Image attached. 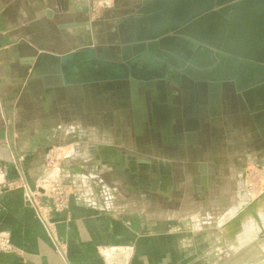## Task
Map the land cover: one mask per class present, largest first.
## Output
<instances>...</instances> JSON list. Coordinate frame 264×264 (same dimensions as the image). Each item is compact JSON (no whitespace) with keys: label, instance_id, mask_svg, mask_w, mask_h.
Wrapping results in <instances>:
<instances>
[{"label":"crops","instance_id":"1","mask_svg":"<svg viewBox=\"0 0 264 264\" xmlns=\"http://www.w3.org/2000/svg\"><path fill=\"white\" fill-rule=\"evenodd\" d=\"M130 2L0 0V232L8 234L19 249L16 253L0 251V264H264V240L257 238L264 231V198L257 203V207L262 205V214L256 207L261 217L259 222L250 217L239 224L231 221L249 195L243 192L245 184L241 173L244 166H248L249 160L259 167L264 166V121L258 127L254 119L243 116L238 107L237 112L248 128V153L236 170L235 186L231 189L225 184L215 185L217 166L202 161L188 189L193 194L199 193L201 200L191 196L190 200L179 198L175 202L148 201L146 193L173 196V172L170 174L168 170L156 177L150 169L138 178L131 171L132 165L155 158L159 159L158 164L160 160L164 164L169 159L138 156L108 139L83 142V154L97 164L96 169L107 166L113 175L124 177L125 194L119 200L111 199L113 192L98 186L96 174H81V168L71 167L72 161L68 163L71 170L79 173L69 174L74 184L71 208L68 213L52 216L57 222L59 241L65 245V256L58 253L34 208L27 202L22 181L36 188L49 172L46 160L51 142L59 136V143L68 145L67 138L61 136L68 129L61 114L67 112L65 108L71 103L61 99L60 105L55 104L49 93L36 88L37 79L30 81V70L26 66L29 52L37 49L62 55L91 45L95 27L81 26L83 20L91 18L89 12L106 3L113 8L106 12L112 13L115 9L129 7ZM48 10L53 11L51 15ZM68 23L76 25L66 27ZM71 94L77 105L93 111L90 108L95 100L88 102L85 91L73 88ZM97 98L100 100L99 96ZM52 105L59 108L55 112L59 113L55 124L49 116ZM109 105L112 110L124 111L125 115L130 114L128 118L135 120V134L139 137L136 144L149 140L145 131L137 128V117L131 108L127 112L112 103ZM193 137L186 145L193 144ZM135 138L128 137L129 145H134L130 141ZM168 142L172 145L176 141L171 138ZM98 145L104 151L103 156ZM111 145L119 146L127 155L136 156L137 161L131 164L123 152L115 151ZM117 154L122 161L117 160ZM15 157L22 159L17 162ZM69 160L72 158L66 161ZM169 179L170 183L164 185ZM13 181L19 183L11 188L3 186ZM214 194H221V200ZM231 194H235L234 203L227 205ZM221 204L224 209L217 212L225 211L218 216L216 209ZM191 207L193 210L187 213Z\"/></svg>","mask_w":264,"mask_h":264},{"label":"water","instance_id":"2","mask_svg":"<svg viewBox=\"0 0 264 264\" xmlns=\"http://www.w3.org/2000/svg\"><path fill=\"white\" fill-rule=\"evenodd\" d=\"M52 12L48 10V14ZM113 29L112 42L82 48L92 47L87 50L76 49L62 55L37 49L30 51L26 63L30 81L37 79L36 88L49 93L52 97H48L57 104L61 99L69 100L72 108H77L80 105L68 89L71 81L63 66L68 59L91 51L93 56L88 60L97 64V72L109 65L123 66L127 71L122 75L79 80L84 84L86 100L100 101L96 106L100 103L108 107L111 100L116 108L131 107L129 94L135 96L136 93L135 89L130 93L128 84L142 87L154 80L164 83V89L166 86L174 88L170 81L183 88V81L190 80L192 91L194 89L198 95L196 102L202 104L205 114L207 104L211 106V101L218 100L224 81H228L227 85L237 86L243 94L254 89L264 94V0H141L120 17ZM47 55L54 60H45ZM39 66L43 70L35 73ZM146 66L151 70L143 77L141 69ZM225 103L233 108L229 102ZM258 106L257 109H264V104ZM241 108L247 109V106ZM175 110L178 120L187 115V110L183 113L179 105ZM141 126H146L145 121ZM160 133L162 129L157 123L153 124L148 138L157 140L170 152L175 151V145L180 144H163ZM103 163H107L106 159ZM40 189L44 190V187Z\"/></svg>","mask_w":264,"mask_h":264},{"label":"rangeland","instance_id":"3","mask_svg":"<svg viewBox=\"0 0 264 264\" xmlns=\"http://www.w3.org/2000/svg\"><path fill=\"white\" fill-rule=\"evenodd\" d=\"M140 1L141 0H131L129 7L122 10L115 9V12L112 11V13L106 12L109 8L113 9L112 5H108L106 3H104L103 6L101 5L99 9L90 11L89 13L91 18L83 20V24H81V26H85L84 28L89 26L95 27L94 29L96 30V34H94L92 37L93 44L91 45H102L112 42L114 37L113 27L117 24L121 16L126 15L129 12V9L135 4L140 3ZM93 15H95V17H92ZM93 19L94 22L92 21ZM54 103L56 104V102ZM207 105L208 109L207 113L205 114L206 119L201 123V125L196 127L195 131H192V135L195 137H193V144L186 145V143L189 142V139L186 132L183 131L182 118H184V116L180 118L181 122L177 124V127L180 128L182 132L178 131V129L176 132L180 134L182 133L183 143L180 144L179 141L174 142L180 144V150L176 148L175 151L170 152L167 150L166 146L159 145L157 140L152 138H148L149 140L145 139L147 140L144 141L145 144L143 142L142 144H136L137 141L139 142V137L135 134V120L133 118H128V116L130 117V114L127 116L124 114V111H115L111 109L110 105L105 107V105L100 103L98 106H96L95 101H93V107L90 108L93 109V111L89 109L87 110V108L83 106H77L76 110L73 111L72 106L69 104L65 108L67 112H62L61 114L63 116L62 121L66 123L68 127V129L64 131V134L62 133L61 136L64 139L65 137L67 138L68 145L60 144V139L58 136L53 141V143L51 142L49 145L47 150L48 156L50 153H56L57 160L55 163L58 165V168H60L59 175L61 176L63 184L72 190V198L74 196V184L72 177L69 174H79L77 170H71V167L73 166L81 168V174L85 175L86 173L89 175L90 172L94 173L93 176L96 174L97 177L95 176V178L98 181V186H100L102 190H107V188H109V190L113 192L110 198L119 200L121 199L122 195L125 194L124 184L126 179L121 176L113 175L110 167L104 166L103 168L100 167V169H96L97 164L91 161L90 158H86V156L83 154V142L111 139L118 145L126 147L128 151L135 152L138 156H145L148 158L162 156L166 159H169L171 163V171L173 172L172 174L174 176V182L180 186L178 187L179 191L175 192V195H173L172 198L176 200L179 198L182 200H190L192 199L191 196H193V198L201 200L199 193L193 194L188 190L191 188L189 186H191L192 183V175L198 174L199 163L202 161H207L216 165L218 168L215 167V185L220 186L221 184H225L231 189L235 186L236 170L238 167L242 166V160L246 159V155L248 153V128L247 125L243 123L240 113L235 111L231 106L228 105V103H225L222 107H220V111L217 113L211 110L209 103ZM131 109L133 111V107ZM57 110H59L58 106H51V113L49 116L51 118L52 124H55L57 119H59V113H55ZM125 110L127 112L129 111L128 109ZM207 119L208 123L204 124ZM12 125L14 126L13 122ZM151 129H153V124H146L142 131H145L146 136H148ZM198 132L199 135L197 136ZM154 133L156 134V131ZM130 136H135L137 138L130 141V143H134L132 146L129 145L128 137ZM173 140L176 141V139ZM124 141L128 142V144H124ZM168 141L170 140H166L165 138L163 140V142L166 144H169ZM181 145H183V147L184 145L186 146L185 148H181ZM48 156L46 164L49 171H52L48 163ZM71 158L72 160L66 161L67 159ZM66 162L67 164L69 162L73 164L70 167L69 164H66ZM188 164L190 166V170ZM244 171L246 172L244 190L249 194L248 198L251 201L259 197L264 192V166L259 167L256 163H253L249 160L248 166H244ZM46 177L47 175L45 178ZM259 191L261 192L258 194V196L253 197V195H256ZM146 194L147 200L151 202L163 199L159 196V194L156 193ZM218 195L219 194H214V197L216 196L219 200H221V194L219 196ZM231 195L230 198L228 197L227 205L234 203L235 194ZM246 200L244 202L245 204L249 202H246ZM200 208L201 205L199 206V210H201ZM257 208L260 209L259 213L262 214V205H259ZM189 209L186 210L187 213L193 210V207ZM221 209H224L223 204L219 205V207L216 209V212ZM223 212H217L218 214L216 215L222 216L224 214ZM247 217L252 218V221L259 222L258 219H256L255 216L251 214L246 216L243 220L246 221ZM233 218H231V221ZM259 219L261 220L260 215ZM262 234H264V231H261L257 238L259 239Z\"/></svg>","mask_w":264,"mask_h":264},{"label":"bare ground","instance_id":"4","mask_svg":"<svg viewBox=\"0 0 264 264\" xmlns=\"http://www.w3.org/2000/svg\"><path fill=\"white\" fill-rule=\"evenodd\" d=\"M90 48V47H89ZM87 50L88 48H84L81 50ZM80 51V50H78ZM48 56V55H47ZM91 56H93V53L91 51H87L84 53L79 54L75 58H70L67 60L66 64H64L63 69L65 72V75L68 77V80L71 81V84L68 86V89L70 92H72L73 88H77L78 90L85 91L84 84L81 83L79 80L85 77H97V76H112L116 74H126V68L125 67H116L113 65H109L107 67H102L97 72V64L93 60H88ZM45 60H54L53 57H45ZM45 64H47L45 62ZM42 71L43 69L36 68L35 73L37 71ZM141 76L147 77L149 71L151 70V67H143ZM97 72V73H96ZM176 78V77H175ZM178 78V77H177ZM168 83L169 81L166 80ZM149 82V81H147ZM226 82L222 83L220 85V92L218 95V100L211 101V110L214 108L220 109L221 106L225 104V102H229L230 105L233 106V108L237 109L240 108L242 110L243 116L247 118H253L256 124L259 125L264 121V109H257V107H260L258 105L264 104V94H260L258 90H250L246 94H243L240 90H238L237 86L233 85H227ZM171 84L174 85V88H168L166 86V89H164V83H158L154 80L152 84L143 85L142 87H134L133 84L129 83V91H133L135 89L136 95L133 96L132 94H129V104L131 107H126L123 109H130L132 106L134 107V114L137 115V118H139L136 121L137 128L141 131L144 128L141 126L142 122L145 121V123L148 125L157 123V127H160L162 129V135L163 138L166 140H170L171 138H175V136H179L180 144L183 143V135L182 133H177L179 130L177 127V124L181 122V119L178 117V113L175 110L176 105L181 106V109L183 113L185 110H187V115H184L185 117L183 119V131L186 132L188 139L191 138L192 131L196 130V127L202 123L206 118L203 116L205 114V110L203 109L202 104H198L197 101V94L196 91H192V85L190 80L185 79L183 81V86L189 87V89H185V87L181 88L180 85L178 86L175 84V82L170 81ZM162 84V85H161ZM163 89V90H162ZM96 95V94H95ZM100 97V96H99ZM164 98H167L165 101ZM180 100V101H179ZM119 102V101H118ZM166 102V103H165ZM182 105H180V103ZM194 102V104H193ZM179 103V104H178ZM183 103H185L183 105ZM128 104V103H127ZM135 105V106H134ZM246 105L247 109H242L241 107ZM185 106V107H184ZM121 108V107H120ZM155 114V115H154ZM152 118V119H151ZM171 125H168L169 120H171ZM156 120V123H155ZM253 124V123H252ZM165 132H164V130ZM171 129V132L169 133V130ZM116 150H120L119 146L111 145ZM100 154L103 156V149L100 148L98 145ZM128 159L129 162L134 163L137 161V158L133 155H127L126 151L122 150ZM116 154V152H115ZM117 160H123V158L119 157L118 154L115 155ZM158 158L153 159L152 161L149 160H140L138 165L134 166V168L131 169V171L134 174H137L138 178L143 177L146 175V172H148L150 169L156 173V177L161 176L164 172H168L171 174V163L169 160H167L166 163L163 164L164 161H161V163L158 164ZM125 166L124 162H122V166ZM129 166V164H127ZM114 166V165H113ZM130 167V166H129ZM170 168V169H169ZM55 173L54 172H48L49 175ZM46 174V175H48ZM241 180L242 183H245V177L246 172L244 169L241 173ZM166 178V177H165ZM167 180V179H166ZM165 180V181H166ZM170 179L164 183V185L169 184ZM244 187V186H243ZM245 192V190L243 191ZM246 194V193H245ZM264 198V192L257 197L256 199H253L250 201L248 198L246 202L247 204L243 203L241 207L238 209V213L234 216L232 219V223H241V221L248 215L255 216L258 221L259 215L256 212L257 203L260 199ZM240 227V226H239ZM258 240H264V234H262Z\"/></svg>","mask_w":264,"mask_h":264},{"label":"built area","instance_id":"5","mask_svg":"<svg viewBox=\"0 0 264 264\" xmlns=\"http://www.w3.org/2000/svg\"><path fill=\"white\" fill-rule=\"evenodd\" d=\"M4 119L5 116L3 114ZM55 153V152H54ZM49 154L48 163L54 172L51 175H47L45 179H42L41 182L32 188L27 181H22V185L25 189L26 200L31 205L39 218L40 222L46 228L50 238L53 243L56 245L57 251L62 256H65V245L60 243L57 232V222L53 219V214L69 212L71 208V198L72 190L63 184L60 173V168L55 163L57 160L56 153ZM18 162L22 158H14ZM55 163V165H54ZM19 182H7L3 186L11 188L15 187ZM43 186L44 190H41L40 187ZM49 200V202H46ZM0 251L6 253H16L19 252V249L13 243L11 237L3 232H0Z\"/></svg>","mask_w":264,"mask_h":264},{"label":"flooded vegetation","instance_id":"6","mask_svg":"<svg viewBox=\"0 0 264 264\" xmlns=\"http://www.w3.org/2000/svg\"><path fill=\"white\" fill-rule=\"evenodd\" d=\"M94 9H96V8H94ZM71 27H72V26H71ZM100 99H101V98H100ZM109 104H111V100H109ZM221 107H222V106H221ZM212 111L217 113L218 111H220V109H218V108H214ZM133 114H134V109H133ZM138 119H139V118H137V120H138ZM205 123H206V124L208 123V119L204 122V124H205ZM204 124H203V125H204ZM199 125H201V123H200ZM134 126H135V124H134ZM179 130H180V128H179ZM201 134H202V133H201ZM198 135H199V132L197 133V136H198ZM174 139H176V142L180 140L179 136H175ZM188 167H189V170H190V166H189V164H188ZM174 183H175V182H174ZM178 187H180L179 184H175V185H174L173 192H172L173 195H175V192L179 191V190H178ZM159 196L163 198V199H161V200H159V201H168V200H169V201H174V202L176 201V199H173V198L170 197V196H165V195H163V194H161V193L159 194ZM167 198H168V199H167ZM172 199H173V200H172Z\"/></svg>","mask_w":264,"mask_h":264}]
</instances>
